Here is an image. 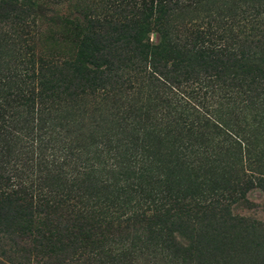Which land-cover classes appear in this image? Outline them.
I'll use <instances>...</instances> for the list:
<instances>
[{
  "label": "rangeland",
  "instance_id": "obj_1",
  "mask_svg": "<svg viewBox=\"0 0 264 264\" xmlns=\"http://www.w3.org/2000/svg\"><path fill=\"white\" fill-rule=\"evenodd\" d=\"M5 2L0 264H264V0Z\"/></svg>",
  "mask_w": 264,
  "mask_h": 264
},
{
  "label": "trees",
  "instance_id": "obj_2",
  "mask_svg": "<svg viewBox=\"0 0 264 264\" xmlns=\"http://www.w3.org/2000/svg\"><path fill=\"white\" fill-rule=\"evenodd\" d=\"M5 3H6L5 0H0V11L3 10V8H4L3 5ZM17 5L14 6V9L16 10V15H15V17H13V25H15V26H17V28H19V27H23L24 23H27V20L25 21V18L27 17L26 13H27L28 9L35 7V4H34V2L31 4H30V2H28V3H22L21 2L20 4L17 2ZM23 6H30V7L21 8ZM92 36H94V35H91L90 38H92ZM96 36H98V35H95V37ZM98 38H100V37H98ZM131 38H132V42H133V47L135 48L134 53L137 55V56L135 55L136 60L138 59V61H139L138 63L143 64V66H142L143 70L142 71L144 74L142 76L139 75L138 78L143 82H146V80H147L150 85L152 83H158L159 82L158 78H160V80L162 79L163 82L168 83L166 79L161 77V75H158L157 67H158L160 60H165V61L169 60V61L173 62V61H177V60L181 59V56L182 57L184 56L181 53V51H179L177 49V46L174 45L170 49L167 47L163 48L160 45H155V44L151 45L148 42L146 44V38H144L143 35H139V36H135V37L131 36ZM91 43L99 45V41H97V39L95 41L92 40ZM199 43H200L199 46L202 49H206V50L208 49L206 47L207 45L204 44V41L201 40ZM233 68L236 72V75H238V76H243L244 74H246L247 76H253V77L255 76L258 80H262V78H263L262 76L264 75V60H258V59L255 60V59H252L249 57H240V60L235 63ZM146 70H149L150 74L148 72H146ZM154 75L157 76V78H155ZM164 91H166V95H165L166 98H168V96H169L168 94H172L166 88ZM34 196L35 195H33L32 197L29 198L31 202L34 200V198L36 199V197H34ZM34 202H37V200ZM9 203H12V202H9Z\"/></svg>",
  "mask_w": 264,
  "mask_h": 264
}]
</instances>
